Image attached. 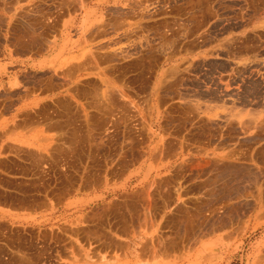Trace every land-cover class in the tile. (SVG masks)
<instances>
[{
  "label": "rangeland",
  "instance_id": "1",
  "mask_svg": "<svg viewBox=\"0 0 264 264\" xmlns=\"http://www.w3.org/2000/svg\"><path fill=\"white\" fill-rule=\"evenodd\" d=\"M21 1L30 0H0L1 34L7 16ZM87 1L80 0L86 16L80 59L86 62L82 82L93 81L94 94L81 99L82 105L91 107L83 115L94 117L98 151L108 141L114 154L123 148L131 156L134 142L144 140V149L139 150L144 152L139 162L144 170L132 166L123 182L115 185L113 179L118 191L106 199L113 207L112 218L103 210L91 228L66 225L70 240L65 241L34 235L25 242L17 233L16 241L0 240V264H84L83 242L69 235L77 226L90 228L86 243L98 249L91 264H264V0H95L97 26L104 24L105 11H112L114 20L107 41L98 35L93 42L86 36ZM118 9L127 10L129 17H117ZM132 78L145 80L143 95L132 96L127 89ZM217 103L223 105L219 110L213 108ZM172 104L185 106L179 123L210 129L218 120L226 134L223 193L210 194L202 212L189 204L187 217L177 225L168 224L167 207L159 210L169 185L165 182L167 187L158 189V167L150 160V154L164 146L166 137L160 129ZM154 138L159 139L157 146ZM232 161L235 168L227 164ZM117 163L112 162L113 168ZM176 199L186 206L189 198L177 193ZM124 202L128 207L122 209ZM206 217L210 234L200 239V222ZM122 235L136 239L138 251H133L136 256L129 263L122 262L128 259L121 260L123 254L116 261L100 251L106 238Z\"/></svg>",
  "mask_w": 264,
  "mask_h": 264
},
{
  "label": "crops",
  "instance_id": "2",
  "mask_svg": "<svg viewBox=\"0 0 264 264\" xmlns=\"http://www.w3.org/2000/svg\"><path fill=\"white\" fill-rule=\"evenodd\" d=\"M64 1L55 5L48 0L21 1V6L15 13L11 11L7 16L2 33L0 240L8 243L17 240V233L20 235L19 239L25 242L32 241L34 235L43 236L44 240L49 241L70 240L65 236L66 225L89 224L91 228V225L98 223L97 217L104 212L103 210L105 217L109 214L112 218L113 207L108 206L106 199L118 191L113 188V179L116 178L115 185L123 182L132 166L144 170V163L139 165V162L144 160V152L139 151L144 149V140L134 142L133 148L136 147V151H132L131 156L128 152H123V148L120 153L114 154L109 148L111 142L105 141L99 151L96 147L98 144L94 117L91 114L89 117L83 115L88 111L87 105L80 103L82 98L90 97L94 93V90H91L93 81L88 79L82 82L84 77L81 72L82 65L86 62L82 63L79 56L82 52L81 24L83 19L86 20V16L80 8V0H69L68 6ZM94 1L88 0L86 3L89 13L88 23H85V27L88 26L86 36L90 42H93L98 35H104L107 41V36L112 34L114 14L112 11H105L104 24L98 27L97 5L93 3ZM115 13L122 20L129 17L127 10L118 9ZM88 48L91 49L92 46L89 45ZM143 83V79L132 78L128 82L127 89L131 91L132 96L143 95ZM222 107L223 105L219 103L213 105L217 110ZM184 108L185 106L176 104L168 106L166 111L168 121L160 129L166 137L164 146L159 147L158 152L156 150L150 154V160L158 167V189L161 191L162 187L166 186L165 182L169 185L167 199L159 210L167 207L165 210L168 211L165 215L168 224L176 225L182 218L187 217V212L192 208L189 204H196L202 212L203 204L208 205L209 195L223 193L225 186L224 125L216 120L211 123L210 129L209 126L198 129L196 126H191L190 122L179 123L178 119ZM232 138L235 140V135ZM157 141L159 139L154 138V146H157ZM76 151H80V154ZM130 159L135 160V163H128ZM113 161L118 162L117 168H113ZM227 164L232 168L236 167L235 161ZM117 169L121 171H114ZM181 169L186 171L183 172ZM119 192L125 193L124 190ZM128 193L126 190L127 195ZM177 193H181L183 199L189 198L186 206H182L176 199ZM124 207H128L127 202L121 204V208ZM209 225L208 217L206 220L201 219L200 233L197 234L200 239H208ZM71 228L72 232L69 235L72 239L84 244L86 254L83 256L86 257L83 263L91 264L98 249L86 243L91 239L88 231L90 228L88 230L78 226ZM106 239L107 243L105 248L100 249L101 253L105 250L109 253L107 256L114 257L112 259L116 261L119 257L117 255L123 254L120 259L128 258L122 261L125 263H129L136 256L134 252L138 250L134 248L135 238L122 235L118 238ZM112 259L107 261L110 262Z\"/></svg>",
  "mask_w": 264,
  "mask_h": 264
},
{
  "label": "bare ground",
  "instance_id": "3",
  "mask_svg": "<svg viewBox=\"0 0 264 264\" xmlns=\"http://www.w3.org/2000/svg\"><path fill=\"white\" fill-rule=\"evenodd\" d=\"M39 1V0H38ZM41 2V1H40ZM75 2V1H74ZM13 3V2H12ZM55 3V2H54ZM72 3V2H71ZM75 3H77V2H75ZM13 4H15V3H13ZM78 4V3H77ZM8 5H9V3H8ZM65 5V4H64ZM30 6H32V5H30ZM68 6V5H67ZM25 7V6H24ZM39 8V7H38ZM72 8H74L73 6H72ZM57 9V8H56ZM64 9V8H63ZM75 9V8H74ZM32 10V9H31ZM41 10V9H40ZM44 10V9H43ZM73 10V9H72ZM58 12V11H57ZM23 13V12H22ZM55 13V12H54ZM18 14V13H17ZM25 14V13H24ZM45 14V13H44ZM31 15V14H30ZM36 16V15H35ZM33 17V16H32ZM30 18V17H29ZM17 19V18H16ZM33 19H34V17H33ZM36 20V19H35ZM58 20V19H57ZM19 21V20H18ZM37 21V20H36ZM38 21H39V19H38ZM36 23V22H35ZM47 23H48V21H47ZM25 24V23H24ZM29 25V24H28ZM51 25V24H50ZM13 26V25H12ZM18 26V25H17ZM20 26V25H19ZM47 26V25H46ZM16 27V26H15ZM28 27V26H27ZM49 27V26H48ZM23 29V28H22ZM26 31H28V30H26ZM8 32V31H7ZM11 32V31H10ZM33 32V31H32ZM40 32V31H39ZM48 32H50V31H48ZM14 33V32H13ZM25 33V32H24ZM28 33V32H27ZM47 33V32H46ZM31 34V33H30ZM33 34H34V32H33ZM92 34V33H91ZM32 35V34H31ZM15 36V35H14ZM33 37V36H32ZM49 37V36H48ZM91 37V36H90ZM95 38V37H94ZM32 39H34V38H32ZM93 39V38H92ZM15 40H17V39H15ZM42 40V39H41ZM25 41V40H24ZM27 42V41H26ZM25 42V43H26ZM48 42H49V40H48ZM48 42H46V43H48ZM21 44V43H20ZM82 53V52H81ZM94 54H95V52H94ZM96 55V54H95ZM94 55V56H95ZM80 56V55H79ZM95 58V57H94ZM97 59V58H96ZM138 59V58H137ZM94 60V59H93ZM138 62V61H137ZM142 62V61H141ZM139 63V62H138ZM73 67V66H72ZM76 68V67H75ZM137 72V71H136ZM136 76V75H135ZM138 76V75H137ZM136 76V77H137ZM144 76V75H143ZM140 78V77H139ZM145 79V78H144ZM145 81V80H144ZM117 83V82H116ZM137 83V82H136ZM50 84V83H49ZM93 85V84H92ZM138 86V85H137ZM80 87V86H79ZM83 89V88H82ZM108 89V88H107ZM87 90H88V88H87ZM91 90H93V89H91ZM90 90V91H91ZM96 91V90H95ZM100 92V91H99ZM82 93V92H81ZM85 93V92H84ZM97 93H98V91H97ZM96 93V94H97ZM112 93V92H111ZM79 94H80V92H79ZM89 94V93H88ZM94 94V93H93ZM109 94V93H108ZM113 94V93H112ZM127 94V93H126ZM75 95V94H74ZM100 95V94H99ZM128 95V94H127ZM80 96V95H79ZM85 96V95H84ZM81 97V96H80ZM110 97V96H109ZM7 98H8V96H7ZM90 98V97H89ZM107 98V97H106ZM113 98V97H112ZM87 99V98H86ZM93 99H95V98H93ZM66 100H67V98H66ZM71 100V99H70ZM69 100V101H70ZM107 100V99H106ZM112 100V99H111ZM132 100V99H131ZM11 101V100H10ZM60 101V100H59ZM114 101V100H113ZM89 102H90V100H89ZM88 102V103H89ZM56 103V102H55ZM60 103H61V101H60ZM71 103V102H70ZM87 103V104H88ZM99 103V102H98ZM103 103V102H102ZM46 105V104H45ZM61 105V104H60ZM77 105V104H76ZM89 105V104H88ZM87 105V107H90V106H88ZM91 105V104H90ZM105 105V104H104ZM131 105V104H130ZM48 106V105H47ZM71 106V105H70ZM100 106V105H99ZM59 107H61V106H59ZM79 107V106H78ZM86 107V106H85ZM84 107V108H85ZM92 107H93V105H92ZM67 108V107H66ZM96 108V107H95ZM98 108V107H97ZM104 108V107H103ZM50 109V108H49ZM62 109V108H61ZM87 109V108H86ZM90 109H91V107H90ZM105 109V108H104ZM65 110V109H64ZM75 110H76V108H75ZM93 110V109H92ZM45 111V110H44ZM63 111V110H62ZM96 111V110H95ZM102 111V110H101ZM104 111H106V109L104 110ZM113 111V110H112ZM86 112V111H85ZM114 112V111H113ZM118 112V111H117ZM124 112V111H123ZM122 112V113H123ZM132 112H134V111H132ZM138 112V111H137ZM63 113H65L64 111H63ZM79 113V112H78ZM101 114V113H100ZM107 115H109L108 113H106ZM127 114V113H126ZM78 115V114H77ZM96 115V114H95ZM94 115V116H95ZM43 116V115H42ZM47 116V115H46ZM49 116V115H48ZM68 116V115H67ZM90 116V115H89ZM98 116V115H97ZM37 117V116H36ZM54 117V116H53ZM75 117V116H74ZM82 117V116H81ZM134 117V116H133ZM140 117V116H139ZM41 118H43V117H41ZM63 118V117H62ZM83 118V117H82ZM81 118V119H82ZM109 117H107V119H108ZM121 118V117H120ZM50 119V118H49ZM55 119V118H54ZM77 119V118H76ZM90 119V118H89ZM125 119V118H124ZM35 120V119H34ZM53 120V119H52ZM91 120V119H90ZM93 120V119H92ZM113 120V119H112ZM120 120V119H119ZM118 120V121H119ZM121 120H122V118H121ZM95 121V120H94ZM93 122V121H92ZM106 122V121H105ZM49 123H51V122H49ZM115 123V122H114ZM111 124V123H110ZM113 124V123H112ZM119 124H120V122H119ZM50 125V124H49ZM94 127V126H93ZM98 127V126H97ZM99 128H101V127H99ZM129 128V127H128ZM90 129V128H89ZM132 129V128H131ZM77 130V129H76ZM98 130V129H97ZM102 130V129H101ZM120 130V129H119ZM60 131V130H59ZM73 131V130H72ZM81 131V130H80ZM84 131V130H83ZM82 131V134L84 133ZM87 131V130H86ZM58 133V132H57ZM75 133V132H74ZM134 133V132H133ZM64 134V133H63ZM77 134V133H76ZM90 135V134H89ZM109 135V134H108ZM60 136V135H59ZM64 136V135H63ZM74 136V135H73ZM72 136V137H73ZM125 136V135H124ZM79 137V136H78ZM85 137V136H84ZM131 137V136H130ZM87 138V137H86ZM57 139V138H56ZM73 139H74V137H73ZM80 139H83V138H80ZM89 139V138H88ZM110 139V138H109ZM59 140V139H58ZM75 140V139H74ZM111 140V139H110ZM115 140H117V139H115ZM119 140V139H118ZM140 140V139H139ZM138 140V141H139ZM56 141V140H55ZM81 141V140H80ZM89 141V140H88ZM92 141V140H91ZM59 142V141H58ZM74 142V141H73ZM77 142V141H76ZM90 142V141H89ZM103 142V141H102ZM108 142V141H107ZM63 143V142H62ZM62 143H60V144H62ZM69 143V142H68ZM75 143V142H74ZM82 143V142H81ZM80 143V144H81ZM110 143V142H109ZM108 143V144H109ZM128 143V142H127ZM130 143V142H129ZM55 144V143H54ZM64 144V143H63ZM69 144H71V143H69ZM100 144H102V143H100ZM104 144V143H103ZM115 144V143H114ZM75 145V144H74ZM83 145V144H82ZM139 145V144H138ZM64 146V145H63ZM67 146H68V144H67ZM76 146V145H75ZM113 146V145H112ZM123 146V145H122ZM58 147V146H57ZM56 147V148H57ZM61 147V146H60ZM69 147V146H68ZM79 147V146H78ZM87 147V146H86ZM90 147V146H89ZM96 147H98V146H96ZM116 147V146H115ZM132 147V146H131ZM71 148V147H70ZM82 148H84V147H82ZM81 148V149H82ZM100 148H102V146L100 147ZM111 148V147H110ZM136 148V147H135ZM54 149V148H53ZM64 149V148H63ZM66 149V148H65ZM74 149V148H73ZM86 149V148H85ZM131 149V148H130ZM140 149V148H139ZM17 150V149H16ZM52 150V149H51ZM55 150V149H54ZM90 150H91V148H90ZM93 150V149H92ZM19 151V150H18ZM53 151V150H52ZM94 151V150H93ZM125 151V150H124ZM134 151V150H133ZM138 151V150H137ZM56 152V151H55ZM75 152V151H74ZM76 152H78V151H76ZM80 152V151H79ZM78 152V153H79ZM97 152V151H96ZM118 152V151H117ZM45 153V152H44ZM57 153V152H56ZM62 153V152H61ZM84 153V152H83ZM91 153V152H90ZM59 154V153H58ZM80 154V153H79ZM92 154V153H91ZM132 154V153H131ZM57 155V154H56ZM75 155V154H74ZM120 156V155H119ZM124 156V155H123ZM47 157H48V155H47ZM79 157H81V156H79ZM93 157V156H92ZM50 158V157H49ZM55 158V157H54ZM82 158V157H81ZM84 158V157H83ZM94 158V157H93ZM47 159V158H46ZM45 159V160H46ZM52 159V158H51ZM124 159V158H123ZM138 158H136V160H137ZM41 160H43V159H41ZM110 160V159H109ZM133 160V159H132ZM48 161V160H47ZM55 161V160H54ZM80 161V160H79ZM78 161V162H79ZM98 161V160H97ZM120 161V160H119ZM135 161V160H134ZM49 162V161H48ZM68 162V161H67ZM121 162H123V161H121ZM137 162V161H136ZM48 164V163H47ZM68 164V163H67ZM131 164V163H130ZM42 165V164H41ZM59 165V164H58ZM65 165H66V163H65ZM108 165V164H107ZM119 165V164H118ZM39 166V165H38ZM90 166V165H89ZM113 166V165H112ZM111 166V167H112ZM42 166H40V168H41ZM68 167V166H67ZM79 167V166H78ZM91 167V166H90ZM66 168V167H65ZM95 168V167H94ZM102 168V167H101ZM117 168V167H116ZM120 168V167H119ZM127 168V167H126ZM69 169V168H68ZM67 169V170H68ZM33 170V169H32ZM39 170V169H38ZM45 170V169H44ZM95 170V169H94ZM99 170V169H98ZM118 170V169H117ZM123 170V169H122ZM34 171V170H33ZM48 171V170H47ZM50 171V170H49ZM121 171V170H120ZM57 172V171H56ZM62 172V171H61ZM54 173H55V171H54ZM92 173H94V172H92ZM91 173V174H92ZM36 174V173H35ZM39 174V173H38ZM63 174H65V173H63ZM69 174V173H68ZM90 174V173H89ZM44 175V174H43ZM99 175V174H98ZM41 176V175H40ZM46 176H47V174H46ZM64 176H66V175H64ZM95 176V175H94ZM56 177V176H55ZM76 177V176H75ZM112 177V176H111ZM110 177V178H111ZM84 178V177H83ZM92 178V177H91ZM113 178V177H112ZM42 179V178H41ZM50 179V178H49ZM56 179V178H55ZM60 179H61V177H60ZM75 179V178H74ZM38 180V179H37ZM110 180V179H109ZM58 181V180H57ZM62 181V180H61ZM91 181V180H90ZM89 181V182H90ZM95 181H96V179H95ZM84 182V181H83ZM42 183V182H41ZM51 183V182H50ZM160 183V182H159ZM163 183V182H162ZM44 184V183H43ZM77 184V183H76ZM95 185H96V182L94 183ZM20 185H21V183H20ZM59 185V184H58ZM98 185V184H97ZM160 185V184H159ZM87 186V185H86ZM90 186V185H89ZM153 186V185H152ZM162 186V185H161ZM24 187V186H23ZM48 187V186H47ZM167 187V186H166ZM41 188V187H40ZM43 188V187H42ZM82 188V187H81ZM55 189V188H54ZM172 189V188H171ZM52 190V189H51ZM61 190V189H60ZM54 191V190H53ZM165 191H166V189H165ZM158 192V191H157ZM169 192V191H168ZM172 192V191H171ZM53 193V192H52ZM140 193V192H139ZM144 193V192H143ZM156 193V192H155ZM132 194V193H131ZM141 194V193H140ZM133 195V194H132ZM170 195V194H169ZM17 196V195H16ZM19 196V195H18ZM25 196V195H24ZM31 196V195H30ZM143 196V195H142ZM163 196V195H162ZM27 197V196H26ZM53 197V196H52ZM124 197H126V196H124ZM144 197V196H143ZM29 198V197H28ZM54 198V197H53ZM123 201V200H122ZM125 201V200H124ZM129 201V200H128ZM20 202V201H19ZM23 202V201H22ZM46 202V201H45ZM130 202V201H129ZM128 202V203H129ZM24 203V202H23ZM19 205V204H18ZM40 205V204H39ZM114 205V204H113ZM117 205V204H116ZM115 205V206H116ZM124 206V205H123ZM118 207V206H117ZM30 208H31V206H30ZM123 221V220H122ZM13 234V233H12ZM16 234V233H15ZM6 235V234H5ZM31 235V234H30ZM2 239V238H1ZM12 240V239H11ZM13 242V241H12Z\"/></svg>",
  "mask_w": 264,
  "mask_h": 264
}]
</instances>
